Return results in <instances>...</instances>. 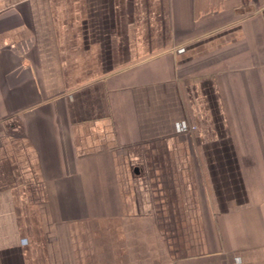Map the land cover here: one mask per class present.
Here are the masks:
<instances>
[{
	"label": "crops",
	"instance_id": "1",
	"mask_svg": "<svg viewBox=\"0 0 264 264\" xmlns=\"http://www.w3.org/2000/svg\"><path fill=\"white\" fill-rule=\"evenodd\" d=\"M0 264H264V0H0Z\"/></svg>",
	"mask_w": 264,
	"mask_h": 264
}]
</instances>
